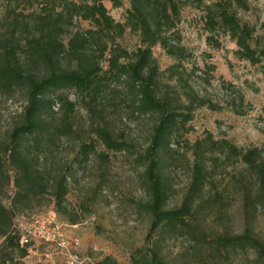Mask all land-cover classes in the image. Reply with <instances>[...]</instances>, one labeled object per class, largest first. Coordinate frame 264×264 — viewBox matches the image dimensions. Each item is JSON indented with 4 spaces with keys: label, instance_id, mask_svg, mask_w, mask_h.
I'll return each mask as SVG.
<instances>
[{
    "label": "trees",
    "instance_id": "obj_1",
    "mask_svg": "<svg viewBox=\"0 0 264 264\" xmlns=\"http://www.w3.org/2000/svg\"><path fill=\"white\" fill-rule=\"evenodd\" d=\"M113 3L122 5L121 0ZM129 3L122 22L109 13L104 0H0V95L15 89L26 98L18 121L0 137V264H25L21 259L28 254L29 243L21 241L25 228L16 225V216L52 207L70 223L80 221L67 202L78 166L98 158L104 170L110 155L99 150V145L114 152L131 146L124 130L119 135L115 132L110 117L112 110L118 112L120 91L134 115L154 117L149 140L138 156L145 198L136 205L149 218V225L145 243L133 252L135 264H172L163 243L173 233L188 236L196 247L193 254L201 259L198 249L202 246L217 256L245 247L254 250L259 263L264 264V240L250 224L241 232H232L216 223L221 221V202L227 191L218 185V167L227 169L241 162L256 180V193H252L248 177L240 174L230 185L241 191L246 214L250 206L264 204V146L242 147L212 133L194 142L185 140L183 151L174 146L179 136L188 132L196 108L208 103L183 64L189 52L180 29L184 10L188 6L202 10V28L210 46L220 47L221 38L227 37L235 43L239 59L258 64L264 62V46L255 25L241 16L242 11L251 9V0ZM79 20L92 26L75 27ZM127 32L138 38L133 49L121 43ZM156 46L175 58L166 71L177 84L163 80L166 72L154 54ZM117 82L125 87L119 88ZM67 88L79 93L97 118L89 139L81 136L75 124L76 102L50 94ZM57 100L67 103L60 119L54 110ZM70 136L79 139L77 151L70 162L61 163L60 140ZM175 151L190 153V179L180 201L171 205L176 186L168 168ZM11 185L13 193L7 205L5 197ZM207 191L212 193L206 195ZM207 208L217 217L210 229L202 219Z\"/></svg>",
    "mask_w": 264,
    "mask_h": 264
},
{
    "label": "rangeland",
    "instance_id": "obj_2",
    "mask_svg": "<svg viewBox=\"0 0 264 264\" xmlns=\"http://www.w3.org/2000/svg\"><path fill=\"white\" fill-rule=\"evenodd\" d=\"M121 2L122 5L117 6L113 0H104L114 19L123 22L130 3L129 0ZM251 2V9L242 11L241 16L255 25L256 35L264 46V0ZM201 15L202 10L188 6L184 10L180 29L183 43L189 51L183 64L191 72V81L199 95L207 98L208 103L196 108L188 132L179 136L174 146L183 151L186 148L185 140L194 142L208 133L215 138H229L242 147L264 146V62L252 64L239 59L234 53L235 43L227 37L221 38L220 47L210 46L202 28ZM91 26L89 21L83 20L75 25L82 29ZM121 43L133 49L138 45V38L127 32L121 38ZM154 54L161 69L166 72L163 80L177 84V80L166 71L176 62L175 58L160 46L154 47ZM117 83L119 88L125 87L123 82ZM50 94L76 102L75 124L81 136L89 139L91 125L97 118L88 111L80 94L70 88L58 89ZM122 94L120 91L118 114L114 109L110 117L115 132L119 135L124 130L125 139L131 146L114 152L99 145V150L110 155L104 170L98 158L78 166L70 181L67 201L72 206V214L80 217L78 223H70L66 216H60L52 207L16 216L17 226L33 230L28 242V254L21 259L25 264H98L101 261L103 264H135L133 252L145 243L149 225V218L136 205L137 201L145 198L140 180L143 166L138 156L149 140L154 117L134 115L128 102L122 99ZM25 103V95L20 90L14 89L0 95V137L7 135L11 126L18 121ZM66 105L61 100L56 101L54 110L58 119ZM78 140L73 136L60 140L58 157L61 163L70 162L77 151ZM174 154L176 157L168 168L174 175L176 186L170 197L171 205L180 201L190 179V153L175 151ZM217 171L221 180L218 185L227 190L221 202V221H216L218 228L241 232L248 223L255 234L264 240V204L250 206L246 214L241 191L230 186L235 176L240 174L248 177L252 193H256V180L249 176V171L241 162L227 169L218 167ZM12 193L11 185L5 197L7 205ZM209 193L207 191L206 195ZM34 216L38 219L31 227ZM216 218L211 208L205 209L202 214L204 226L208 229ZM163 246L166 258L172 264H200L201 260L205 264H261L257 253L245 247L217 256L202 246L198 249L201 259L193 254L196 247L192 240L180 233L168 234Z\"/></svg>",
    "mask_w": 264,
    "mask_h": 264
},
{
    "label": "built area",
    "instance_id": "obj_3",
    "mask_svg": "<svg viewBox=\"0 0 264 264\" xmlns=\"http://www.w3.org/2000/svg\"><path fill=\"white\" fill-rule=\"evenodd\" d=\"M37 219L38 218L36 216L33 217V221L31 223V227H33V222L36 221ZM32 233H33V230L32 229L31 230H27L25 228V232H24V234L21 237L22 243H28L29 240H30V238L33 236Z\"/></svg>",
    "mask_w": 264,
    "mask_h": 264
}]
</instances>
